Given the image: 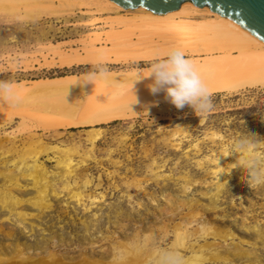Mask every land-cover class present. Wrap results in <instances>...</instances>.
<instances>
[{
  "label": "rangeland",
  "instance_id": "374dc122",
  "mask_svg": "<svg viewBox=\"0 0 264 264\" xmlns=\"http://www.w3.org/2000/svg\"><path fill=\"white\" fill-rule=\"evenodd\" d=\"M123 15L96 0L1 3L0 80L14 83L79 74L92 71L94 65L111 70L148 67L149 60L71 67L45 64L60 52L90 50L98 34L100 45L109 44L106 34L118 27L117 20ZM132 39L130 45L146 44L136 36ZM73 89L50 92L52 105L86 108L95 92ZM47 95L45 91L24 105L34 108ZM210 99L213 107L204 115H197L189 105L181 109L172 105L158 113L160 118L140 116L103 125L94 160L73 179L78 188L85 177L91 179L83 203L77 204L66 192L53 199L52 208L45 212L24 202L20 210L27 216L13 214L10 220L6 217L11 213L0 205V248L9 256L21 244L33 253L55 250L79 260L84 251L98 259L115 256L119 261L128 256L122 245L128 241L133 251L141 250L148 257V264H154L160 247L175 248L186 261L207 239L198 229L205 224L234 233L228 242L213 236L209 240L223 247L240 244L250 252L253 263L259 258V264H264V186L251 189L247 170L233 167L223 190L215 196L222 152H228L227 162L233 163L239 154L234 146L237 137L253 129L264 137V87L217 93ZM37 122L31 113L0 112V171H17L19 163L13 161L33 155L39 139L89 150V133L84 129L38 132ZM50 156L53 159L47 160L46 155L41 159L55 170L57 156ZM21 181L27 187L14 188L16 194L24 199L35 195L31 180L22 177ZM61 186L58 183L56 188ZM4 188L5 178L0 175V189ZM191 202L192 211L198 212L195 217L190 216ZM177 222H182L181 232L175 227Z\"/></svg>",
  "mask_w": 264,
  "mask_h": 264
},
{
  "label": "bare ground",
  "instance_id": "6f19581e",
  "mask_svg": "<svg viewBox=\"0 0 264 264\" xmlns=\"http://www.w3.org/2000/svg\"><path fill=\"white\" fill-rule=\"evenodd\" d=\"M20 1L22 0H0V4ZM96 1L102 6L125 13L122 19L117 20L118 27L106 34V41L109 40V44L100 45L98 38L101 35L98 34L97 40L94 39L97 43L90 50L82 54L60 52L53 59L45 60V64L71 67L76 64H120L128 61H144L150 60L154 52L159 49L176 46L195 63L212 95L264 87V42L227 17L211 12L208 7H198L192 2H185L178 10L155 14L142 7L126 9L111 0ZM134 36L146 44L130 45ZM157 39L160 41H156ZM142 69H106V74L98 76L93 83L79 81L81 75L88 72L13 83L22 101L15 106L0 101V112L31 113L38 120L36 128L38 132L84 129L89 133L90 147L89 150L83 151L80 145L51 144L39 139L35 141L36 151L32 153L33 155L21 156L13 161L14 165L19 163L17 170L19 173L13 168L1 169L0 175L5 178V188L0 189V205L3 210L11 213L6 217L7 220H10L13 214L19 218L27 216L26 212L20 210L24 202L31 203L40 212H45L52 208L53 199L66 196L64 194L66 192L77 204H82L86 188L92 185L91 179L85 177L79 188L75 187L73 179L79 177L78 171L82 166L94 160L93 152L103 137V125L140 116L153 115L160 118L158 113L165 112L173 105L166 98L163 90L155 95L149 91L148 85L152 83L150 78L136 82L133 88L134 94L132 93V81L136 78L137 71ZM67 88L70 90L85 88L95 92V95L89 105L81 110L70 108V103L64 105L58 103L53 106L50 92L67 90ZM45 91L49 93L48 97L46 96L34 108H27L24 105V102L35 99ZM134 95L138 103L132 104L135 101ZM5 154L7 155L8 152L6 151ZM51 154L57 156L55 170H51L41 159L46 155L47 160H51L53 159ZM228 157L229 153L223 151L217 169L220 177L215 196L223 190L226 178L234 167L233 164L237 162L239 154L233 163L227 162ZM22 177H28L31 180V187L36 191L35 195L26 199L21 198L14 191V188L20 190L27 187L22 183ZM58 183L62 184L60 188H56ZM188 204L191 210L190 216H197L198 212L192 211L193 202ZM175 227L181 232L182 222H177ZM198 229L206 234L207 239L199 244L197 253L186 260L185 264L253 263L252 259L250 260L252 258L250 252L243 249L240 244L234 242L223 247L222 243L209 240L213 236L228 242L234 237V233L205 224ZM122 245L127 248L128 256L117 261L115 256H103L98 259L88 256L84 251L79 260L68 258L66 254L57 253L55 250L43 252L40 250L33 253L30 248L26 250L18 244L11 256L0 248V264H148V257L143 255L141 250L133 251L128 241H123ZM260 262L261 260L256 258L253 264Z\"/></svg>",
  "mask_w": 264,
  "mask_h": 264
},
{
  "label": "clouds",
  "instance_id": "9594fccd",
  "mask_svg": "<svg viewBox=\"0 0 264 264\" xmlns=\"http://www.w3.org/2000/svg\"><path fill=\"white\" fill-rule=\"evenodd\" d=\"M147 62L149 66L138 70L132 81L133 94L136 82L150 78L152 83L148 85L149 91L155 95L163 90L166 98L176 108L189 105L197 115L207 114L212 109V93L208 85L195 63L179 47L159 49ZM106 72L100 65H94L93 70L82 74L79 81L93 83ZM0 101L15 106L22 101V97L13 83L0 80ZM134 103H138L136 96L132 104ZM234 146L238 149L239 157L233 164V169L247 170L246 182L251 189L264 186V137L259 136L253 129L248 135L237 137ZM154 264H185V261L175 248L160 247L155 251Z\"/></svg>",
  "mask_w": 264,
  "mask_h": 264
},
{
  "label": "water",
  "instance_id": "95a60500",
  "mask_svg": "<svg viewBox=\"0 0 264 264\" xmlns=\"http://www.w3.org/2000/svg\"><path fill=\"white\" fill-rule=\"evenodd\" d=\"M124 7H142L155 14H166L178 10L183 3L192 2L198 7H208L243 27L264 42V0H111Z\"/></svg>",
  "mask_w": 264,
  "mask_h": 264
}]
</instances>
